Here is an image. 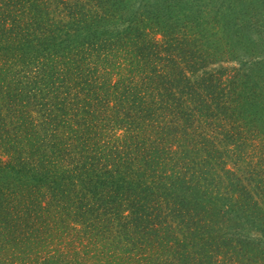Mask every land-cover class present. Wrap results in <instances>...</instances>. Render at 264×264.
Segmentation results:
<instances>
[{
    "label": "trees",
    "instance_id": "1",
    "mask_svg": "<svg viewBox=\"0 0 264 264\" xmlns=\"http://www.w3.org/2000/svg\"><path fill=\"white\" fill-rule=\"evenodd\" d=\"M127 4L0 0V264H82L79 246L106 264H264V168L245 154L264 103L228 97L213 43L160 73L166 43Z\"/></svg>",
    "mask_w": 264,
    "mask_h": 264
},
{
    "label": "rangeland",
    "instance_id": "2",
    "mask_svg": "<svg viewBox=\"0 0 264 264\" xmlns=\"http://www.w3.org/2000/svg\"><path fill=\"white\" fill-rule=\"evenodd\" d=\"M126 1L128 3L126 11L121 12L123 20L129 14L142 13L144 16L142 24L147 26L145 35L150 33V36H154L159 43L164 41L166 43L161 47L163 58L158 61L157 65L160 73H171L169 68L172 67V64H170L169 57L178 60L183 43H188L190 40L197 43H213L212 49L215 48L214 50L220 53L217 55L218 60L210 59L209 68L214 69V72L217 73L216 77H220L229 85L226 88L229 92L228 97L235 101L234 104L242 103L245 106L252 102L255 105L264 103V0ZM251 19L254 24L252 29L249 27L252 24ZM186 22L189 24L188 28L183 26ZM166 25L172 27H166ZM198 28H200V33L197 31ZM166 37L167 39H164ZM261 40L263 43L259 48L256 46V42L259 43ZM216 42L222 44L221 49L215 47ZM214 50L210 52L213 56ZM187 60L192 64L191 59L187 58ZM132 61H135V58ZM125 67L128 70L126 64ZM128 67H131L130 63ZM132 68L134 67L132 66ZM206 70L209 69H204L202 74ZM220 94L224 93L220 91ZM218 97L215 102H220ZM255 110H259L258 105ZM252 116H254L253 113L250 117ZM256 120H258L256 117L251 118L252 123L250 122V124L254 125L255 130L252 129L249 132L250 139L248 142L245 141V148L248 149L245 154H250L258 161L259 168H264L262 167L264 166V130H262L264 129V120ZM244 121L246 119L239 118L238 121V118L234 119L229 116L228 118L222 117L218 123H228L227 130L233 126L235 128L232 130H234L238 128V123L242 125ZM229 124L232 125L229 126ZM220 129L222 133L225 130ZM235 132H238V129ZM258 198L263 200L259 196ZM67 238L63 244L68 245L69 239ZM78 250L81 252L82 264H106L105 260L100 261L93 251L87 255L84 252V246H79Z\"/></svg>",
    "mask_w": 264,
    "mask_h": 264
}]
</instances>
